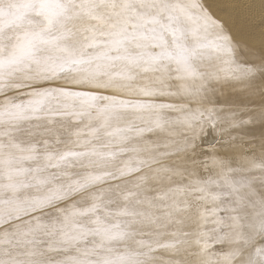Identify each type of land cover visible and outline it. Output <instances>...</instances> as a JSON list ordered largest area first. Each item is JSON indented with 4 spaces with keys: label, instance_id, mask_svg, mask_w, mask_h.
<instances>
[{
    "label": "snow or ice",
    "instance_id": "snow-or-ice-1",
    "mask_svg": "<svg viewBox=\"0 0 264 264\" xmlns=\"http://www.w3.org/2000/svg\"><path fill=\"white\" fill-rule=\"evenodd\" d=\"M0 0V264H264V0Z\"/></svg>",
    "mask_w": 264,
    "mask_h": 264
},
{
    "label": "bare ground",
    "instance_id": "bare-ground-1",
    "mask_svg": "<svg viewBox=\"0 0 264 264\" xmlns=\"http://www.w3.org/2000/svg\"><path fill=\"white\" fill-rule=\"evenodd\" d=\"M218 2L222 5V10L231 16L230 23L233 26L235 32L237 34L240 33V31L245 27L242 25V23H244L243 11L239 7L233 6L242 5L246 3L247 0H218Z\"/></svg>",
    "mask_w": 264,
    "mask_h": 264
},
{
    "label": "rangeland",
    "instance_id": "rangeland-1",
    "mask_svg": "<svg viewBox=\"0 0 264 264\" xmlns=\"http://www.w3.org/2000/svg\"><path fill=\"white\" fill-rule=\"evenodd\" d=\"M243 19H244V23H242V25H244L245 27L240 31V33H238V34H242L244 31H245V29H246V20H245V18H244V16H243ZM237 29V28H236ZM240 30V29H239Z\"/></svg>",
    "mask_w": 264,
    "mask_h": 264
}]
</instances>
